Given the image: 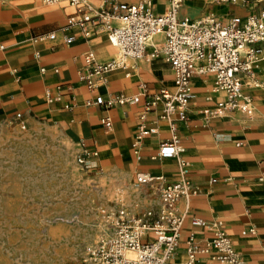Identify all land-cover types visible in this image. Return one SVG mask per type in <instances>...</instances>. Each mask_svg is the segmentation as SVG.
<instances>
[{"label":"crops","instance_id":"0c3cea01","mask_svg":"<svg viewBox=\"0 0 264 264\" xmlns=\"http://www.w3.org/2000/svg\"><path fill=\"white\" fill-rule=\"evenodd\" d=\"M87 1L109 9L116 0ZM164 5L165 0L153 1L156 12L163 11ZM260 10H264V0H188L180 13L199 18L212 12L224 20ZM79 18L76 8L67 2L0 0V126L20 113L26 126L43 121L68 129L84 147L96 151L87 155L81 166L112 176L120 187L130 190V206H158L156 191L148 184L135 186L134 175L139 171L162 175L166 182L180 178L177 157H155L160 143L171 136L167 121L158 116L159 107L148 111L144 120L155 132L144 135L137 147L132 144L141 123L142 87L148 94L162 87L173 89L172 69L161 58H129L124 67L105 72L104 80L94 77L97 86L90 91L80 79L85 52L92 50L96 60L104 62L115 57L117 50L103 26L88 25L90 35L83 36L79 27L70 23ZM52 32L54 37H47ZM71 35L74 39L65 42ZM161 38L155 35L150 44ZM255 73L261 84L254 87L245 82L242 87L251 99V114L234 110L209 118L202 109L212 107L222 94L213 90L211 75L191 78L194 98L187 118L177 122L175 133L183 149L184 176L195 192L177 202L184 218L178 248L168 264L185 261L190 233L203 247L217 229L230 238L244 262L264 264V58ZM119 93H139L140 101L110 107L86 105L97 95L107 99ZM56 96L58 99H49ZM106 116L111 121L109 127L102 123ZM192 217L204 223L193 226ZM212 220L221 224L212 226ZM197 261L206 264L207 254L199 252Z\"/></svg>","mask_w":264,"mask_h":264},{"label":"built area","instance_id":"2783aa9c","mask_svg":"<svg viewBox=\"0 0 264 264\" xmlns=\"http://www.w3.org/2000/svg\"><path fill=\"white\" fill-rule=\"evenodd\" d=\"M153 1L116 0L106 9L95 7L87 0H43L45 3L67 2L73 5L80 18L70 23L76 24L85 37L90 35L88 25L103 26L109 43L116 48L117 55L104 62L97 61L92 50L85 52V70L80 73V79L90 91L97 86L94 77L104 80L105 72L124 67L129 58H161L170 65L173 73V89L162 87L158 92L148 94L142 87L141 123L132 145L137 147L144 135L155 132L156 128L146 127L144 120L148 111L159 107L158 116L167 121L171 136L160 143L155 157H177L180 178L166 182L162 175L136 172L135 186L151 185L159 197V205L136 213L126 207L102 210L104 226L98 237L84 247L78 264H168L178 248L184 218V214L177 209V202L195 192L184 176V161L180 157L183 149L175 133L177 122L187 118L189 104L194 98L191 78L194 75H211L213 90L222 94L212 107L202 109L205 118L223 116L234 110L251 114L253 105L242 87L245 82L254 87L261 84L255 69L264 58V10L243 17L233 15L224 20L212 12L192 18L180 13L188 0H165L161 12L154 10ZM158 34L162 36L161 41L150 44ZM47 37L53 38L54 33ZM73 39L74 36H67L65 42ZM148 46L151 48L147 52ZM128 101L139 102L140 94L119 93L107 99L97 95L93 100H87L86 105L110 107ZM10 122H15L21 129L26 127L20 113H16ZM102 123L109 127L110 118H102ZM79 145L77 162L83 164L85 157L95 155L96 151L81 143ZM190 223L199 226L204 221L192 217ZM220 224V220L211 221L212 226ZM185 243L187 257L182 264H199V252L207 254L206 264H248L241 259L232 241L221 229H217L215 236L203 247L195 243L192 233Z\"/></svg>","mask_w":264,"mask_h":264},{"label":"rangeland","instance_id":"374dc122","mask_svg":"<svg viewBox=\"0 0 264 264\" xmlns=\"http://www.w3.org/2000/svg\"><path fill=\"white\" fill-rule=\"evenodd\" d=\"M68 129L40 121L0 126V264H78L100 234L102 210L126 207V191L77 162Z\"/></svg>","mask_w":264,"mask_h":264},{"label":"bare ground","instance_id":"6f19581e","mask_svg":"<svg viewBox=\"0 0 264 264\" xmlns=\"http://www.w3.org/2000/svg\"><path fill=\"white\" fill-rule=\"evenodd\" d=\"M156 41V40H155Z\"/></svg>","mask_w":264,"mask_h":264}]
</instances>
